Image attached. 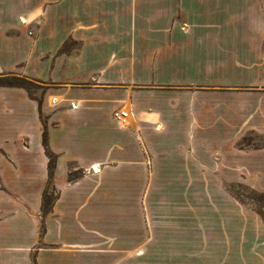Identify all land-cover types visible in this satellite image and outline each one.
I'll list each match as a JSON object with an SVG mask.
<instances>
[{"label": "crops", "instance_id": "1", "mask_svg": "<svg viewBox=\"0 0 264 264\" xmlns=\"http://www.w3.org/2000/svg\"><path fill=\"white\" fill-rule=\"evenodd\" d=\"M68 38L75 46L62 51ZM248 63L264 68V0H0V76L48 86L41 104L23 88L0 86V264H130L136 247L148 264L161 245L172 248L166 260L183 254L194 222L190 169L201 181L216 155L226 158L236 119L224 103L207 104L204 91L145 85L218 84L226 69ZM251 99L250 127L264 135V92ZM120 107L133 113L122 125ZM43 122L58 191L45 215ZM256 151L251 167L264 180V141ZM132 181L138 188L125 185ZM150 192L161 197L156 214L177 213L172 225L161 222L170 233L160 237L150 222L122 215L132 195L147 212ZM219 221L218 264H242L231 238L227 253V218Z\"/></svg>", "mask_w": 264, "mask_h": 264}, {"label": "rangeland", "instance_id": "2", "mask_svg": "<svg viewBox=\"0 0 264 264\" xmlns=\"http://www.w3.org/2000/svg\"><path fill=\"white\" fill-rule=\"evenodd\" d=\"M74 46V40L68 38L61 49L68 52ZM250 65L238 70L226 69L222 78L224 82L218 84L145 85L146 88L166 87L187 92L204 91L210 94L207 104L210 103L212 106L216 101L224 103L230 111V113L228 112L230 114L229 119H236L235 126L227 128V136L230 135L233 144L227 149L226 158L221 157L219 159L216 155L214 157L215 161L213 160V164L210 165L209 176L204 175L201 181L196 179L194 181V174L191 173L193 167L190 169L191 172L186 183L187 185L188 183L190 185L195 183V195L192 197L194 200V222L190 225L188 234L185 235L188 238V244L182 246V250L180 249L179 253L183 254L177 257L178 253H175L174 257L166 260L167 254H172V248L170 245H161L159 246L161 253L160 256L158 255L159 259L156 261L147 260L148 264H218V252L222 251V246L220 248L222 231L220 230L219 224L221 221L219 219L225 217L227 221H223L222 224L224 225L223 230H227V253L231 252L229 249L231 238L230 247L232 251L236 249V246L238 248V245L241 247L239 250L242 253V264H264V180L259 175L260 171H253L251 167L253 159L255 163H259L260 156H258L256 148L262 145L264 135L250 127L251 96L253 93L264 92V68H252ZM64 71H66V68L62 70V73ZM28 80L30 81V93L37 98L42 95L44 97L48 87L47 83L33 79ZM258 102L260 101L258 100ZM149 162L148 166H150ZM194 168L197 167L194 166ZM194 173H196V169ZM81 174L82 170L74 171L70 173V178H76ZM149 183L147 182V184ZM153 183L155 186V182ZM174 183L176 187L181 185L180 181ZM186 183L183 182L180 187ZM125 185L132 189L134 187L138 188V182H127ZM0 188L4 189V186L0 185ZM47 188L48 194L52 195L55 200L58 191L51 185H47ZM165 199L170 204H174L173 197H163L164 201ZM118 200H122V197H119ZM128 200L131 207L122 213L126 220L129 219L136 226H138V223H142L143 220L150 222L152 227L155 228L153 237L170 233L169 229L163 228L166 225L162 223L170 225L171 222L172 225L174 223L172 215L177 213L168 211L157 213V215L155 213L157 209L154 205L162 204L161 197H156L155 194L152 195V192L149 193L146 199L147 212L144 211V198L142 196L140 198L132 195ZM174 210H178L177 206L174 207ZM117 215L120 216L121 214ZM235 222L237 224L234 226ZM154 224L161 228L157 229ZM235 229H237V233H235ZM239 229L242 240L238 243L234 241V237L235 235H237V238L239 237ZM163 240H165L164 243H170V237H166V235ZM152 245V241L148 243L147 251H150ZM174 252H177V250H174ZM139 253L138 247L132 249L130 264L143 263L137 260ZM124 263L126 264L128 261Z\"/></svg>", "mask_w": 264, "mask_h": 264}, {"label": "trees", "instance_id": "3", "mask_svg": "<svg viewBox=\"0 0 264 264\" xmlns=\"http://www.w3.org/2000/svg\"><path fill=\"white\" fill-rule=\"evenodd\" d=\"M29 84L30 81L22 76L17 75H3L0 76V86H12V87H20L25 89L28 92V95L31 98H34L38 101V103L41 104L42 102V96L37 98L33 96L29 91ZM43 130H42V145L45 151V154L47 156L48 162H47V168H48V185L51 184L54 168L56 165V155L50 150L48 146V134H47V126L46 123L43 122ZM54 202V197L52 195L48 194V188L44 189L43 195H42V202H41V212L42 214L48 213L52 209V205ZM32 264H36L34 258H32Z\"/></svg>", "mask_w": 264, "mask_h": 264}, {"label": "built area", "instance_id": "4", "mask_svg": "<svg viewBox=\"0 0 264 264\" xmlns=\"http://www.w3.org/2000/svg\"><path fill=\"white\" fill-rule=\"evenodd\" d=\"M56 102V98H52V103ZM70 107L75 108L76 104L73 102H70ZM133 113L130 111V109L126 107L119 108L117 111L114 112V119L117 122V124L122 125L124 124L128 118L132 117Z\"/></svg>", "mask_w": 264, "mask_h": 264}]
</instances>
